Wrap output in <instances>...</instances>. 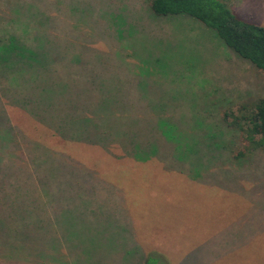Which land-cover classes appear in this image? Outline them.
<instances>
[{"label": "rangeland", "instance_id": "1", "mask_svg": "<svg viewBox=\"0 0 264 264\" xmlns=\"http://www.w3.org/2000/svg\"><path fill=\"white\" fill-rule=\"evenodd\" d=\"M223 1L264 27V0ZM146 2L0 0V43L22 49L0 63V217L32 236L6 255L0 230V264L42 240L48 264H264V152L221 118L264 73Z\"/></svg>", "mask_w": 264, "mask_h": 264}, {"label": "trees", "instance_id": "2", "mask_svg": "<svg viewBox=\"0 0 264 264\" xmlns=\"http://www.w3.org/2000/svg\"><path fill=\"white\" fill-rule=\"evenodd\" d=\"M146 4L153 16L185 15L201 23L212 31L208 32L209 34L216 39L219 38L217 40L223 50H225L224 47L228 48L235 58L247 60L256 70L264 73V27L238 17L223 0H147ZM9 41L6 45L0 43V63L3 64L1 67L8 74L13 70V63L20 61L19 51L22 50L18 41L16 42L14 39H9ZM24 63H29L26 54ZM0 89L4 93H12L9 85H0ZM44 90H41L40 93H43ZM237 108V115L232 113L228 115L224 112L221 115L222 121L226 126L239 130L242 129V124H245L246 129L242 130H244L248 149H259L264 152V96H259L256 101L251 103L250 108H247L245 103L239 104ZM8 134L7 125L0 123V139L8 138ZM243 154L244 151H239L233 155V158L241 157ZM37 160L41 161V157ZM23 164L31 171L32 167H30L27 158ZM24 180L26 179L24 178ZM31 180L33 182L32 178ZM33 183L35 188L41 189L35 182ZM30 208L32 210H29L28 217L32 219L35 216L34 205ZM0 219L1 231L4 230L6 234H17L15 246L12 244L5 246V253H9L6 255H13L20 248L23 249L26 240L32 236L24 232L25 227H20L24 222L22 219H16L14 223H7L5 218L0 217ZM42 241L39 245H35L36 256L39 258L33 261H24L23 264H48V260H44V257L51 254H48L50 251L56 252L58 245L56 241H53L49 242L47 246V242ZM65 247H62V251Z\"/></svg>", "mask_w": 264, "mask_h": 264}]
</instances>
